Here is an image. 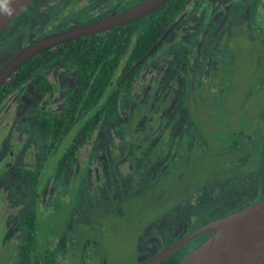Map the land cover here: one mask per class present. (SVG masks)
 <instances>
[{
  "label": "rangeland",
  "instance_id": "1",
  "mask_svg": "<svg viewBox=\"0 0 264 264\" xmlns=\"http://www.w3.org/2000/svg\"><path fill=\"white\" fill-rule=\"evenodd\" d=\"M245 2L250 6H245ZM206 4L208 2L200 0H196L194 4L191 2L185 15L195 9L190 16L193 18L194 13L197 16L193 21L184 20L180 29L185 32L195 27V31L188 34L179 44L170 39V44L163 45L144 65L145 72L137 78L138 87L133 89L140 96L141 102L151 94L152 89H155L153 95L157 98L161 97L163 91L174 89L175 98L172 101L167 93L163 96V99L171 101V104L180 98L176 108L173 106L174 110L168 105L164 107L162 100L160 106L164 107V110L155 118V122H158L155 126L156 134H163L162 137H165L169 144L173 143L170 141L172 139L178 140V146L180 142L183 145L191 139H197L200 144L202 137L206 135V131L199 129L198 122L194 119L188 121L195 122L194 126L185 124L188 105L184 92L188 73L193 77L197 74L193 81V85L198 84L196 118L198 121L208 122V134L216 131V128L223 130L222 128L230 126L239 127L240 124L236 126L239 122L252 124V133L254 130V133L264 132V23L260 24L256 30L257 36L253 38L249 21H238L242 17V10H246L250 15L258 13L264 22V0H238L235 3L232 0H211L212 10L208 18L203 14L209 5ZM62 8L61 0H39V4L35 2L26 13L29 20L24 22L21 19L20 23H24L6 31L0 40V65L5 64L23 46L29 44V32L25 30L27 25L33 28V25L35 27L47 15L53 17L57 14L54 21H48L39 28L36 37H42L58 31L63 21L74 17L71 12L61 15ZM84 16L91 17L88 13ZM261 38L263 40H259ZM191 53L193 58L188 57L192 56ZM41 71L50 72L49 78L55 84L53 93L49 90L37 92L31 86L25 85L23 90L11 94L0 107V264H15L12 258L16 257L15 251L26 235L23 232L25 227L20 226L18 233L11 236L13 223L19 225L34 207L39 229L45 232L44 243L48 240L52 244L53 226L62 233L52 244L55 256L51 264H88L90 260L91 264H97L99 250L91 237H113L116 230L119 233L114 238V245L110 247L111 256L120 251L127 255L132 254L133 234L115 219L116 213L109 200L113 188L102 184L111 174L116 180H121L123 185L120 187L125 188L126 184L129 186L131 173L129 177L126 172L139 167L140 160L136 156L137 146L132 136L126 133L127 122H136L137 112L141 116L139 122H151L156 114L153 103L149 104V107L146 106L147 110H142L136 102V110L129 115V104L126 102L122 111L109 120L106 126L102 125L103 127L97 130L76 158L74 181L52 180L40 191L36 200L28 183V175L31 172L37 173L44 167L45 178L40 181L42 184L46 183V175L52 171V162L47 156L48 142L38 132L36 122L25 117V112L35 101H39L41 107L49 108L53 114L64 111L65 95L73 81V70L65 62L51 63ZM176 77L179 84H175V87L178 88H173L171 84ZM206 95L212 99L213 107L205 106ZM171 122H175V125ZM229 138L231 139V136ZM155 141L148 144L149 149ZM258 152L261 155H257L259 159L256 158V161L264 165V145ZM238 154H245L243 158L247 159L252 153L243 149ZM165 156L166 152L161 151L155 157L158 162H163ZM79 170L81 171L76 173ZM263 193L264 166L235 178L230 177L226 181L207 185L202 189L196 203L174 209L167 239L158 242L149 251L155 249V253L161 250L199 227L241 208L242 204L255 202ZM126 202L129 207L130 200ZM104 222L108 226V234L104 235V231H100V234L93 233L97 227H103ZM74 234L81 238L90 236L83 249H80L82 243L77 241ZM154 253L146 255L150 257ZM104 262L106 264V258L102 255L99 264Z\"/></svg>",
  "mask_w": 264,
  "mask_h": 264
},
{
  "label": "trees",
  "instance_id": "2",
  "mask_svg": "<svg viewBox=\"0 0 264 264\" xmlns=\"http://www.w3.org/2000/svg\"><path fill=\"white\" fill-rule=\"evenodd\" d=\"M38 1L34 0L12 25L1 33L0 40L6 31L20 24V19L25 17L27 11ZM190 2L191 0H168L155 12L140 20L104 32L81 36L63 42L55 49L44 50L21 65L0 87L1 106L11 94L23 90L25 85L35 90L54 91L55 85L50 81L48 74L41 71L46 65L66 62L74 72L72 85L65 95L64 111L53 114L41 105L34 104L25 113L28 118L36 121L38 132L48 142L47 155L52 162V171L46 175L45 185L52 180L74 181L76 158L87 142L98 132L97 130L101 129L102 125L106 126L107 121L112 120L120 112L123 102L129 104V115L136 110V102L142 110H147L145 103L155 104L154 122L153 120L139 122L138 112V122H127L126 133L132 136L137 146L136 156L140 160L139 167L126 172L129 173V177L131 173L129 186L127 187L126 184L125 188L120 187L123 185L121 180L119 178L116 180L111 174L102 184L113 188L109 195L110 204L116 213L115 219L117 218L118 222L133 234V253L127 255L120 251L115 256H111L109 250L119 233L117 230L113 237L93 236L91 239L99 250L96 257L97 264L102 255L106 258V264H139L147 258L146 253H154L155 249L149 250L155 244L167 239L173 222L174 209L196 203L202 189L211 183L226 181L230 177L235 178L264 166L262 162L260 164L256 161V158L259 159L258 149L264 145V132L254 133L256 132L254 130L252 133L253 127L249 122L244 124L239 122L236 124V126L240 124L239 127L224 126L223 130L216 128V131L207 133L208 122H201L196 118L198 84L193 85L191 74H187L184 92L188 105V118L185 124L194 126L195 122H198L199 129L206 131L200 144L197 143V139L185 141L183 145L180 142V146L178 140L172 139L170 141L173 143L169 144L165 137H162L163 134H156L155 126L158 123L155 122L156 116L167 105L171 109L173 106L176 108L179 99L171 104L175 98V96L173 98L174 89L163 91L159 98L153 95L155 89H152L144 103L136 98L131 90L147 62L120 82L133 64L142 58L172 26H175ZM117 82L120 83L116 85ZM177 83L179 84V79L176 77L171 86L178 88L175 87ZM166 93L171 101L167 102L163 99ZM162 100H164L163 108L160 106ZM204 104L213 107L212 99L208 98V95L205 96ZM262 118L264 119V115ZM193 119L195 122H188ZM171 123L175 125V122ZM260 129L262 130L261 126ZM154 140L155 143L149 149L148 144ZM243 149L252 153L249 158L244 159L245 154H238ZM161 151H165L166 156L163 162H158L155 156ZM37 179L31 174L28 181L37 185ZM263 198L264 193L256 200ZM128 200L131 202L129 207L126 206ZM24 225L27 228L28 239L19 247L20 264H51L55 250L53 245L52 249L50 248L48 240L43 242L45 232L39 229L36 211L29 213ZM106 225L105 223L103 227H97L93 233L104 231V235L108 234ZM54 227H52V244L55 238L62 235ZM73 236L82 243L80 249L81 247L83 249L85 241L90 238V236L81 238L78 234ZM188 250L190 248H181L159 264H178ZM91 263L92 260L88 264Z\"/></svg>",
  "mask_w": 264,
  "mask_h": 264
},
{
  "label": "water",
  "instance_id": "3",
  "mask_svg": "<svg viewBox=\"0 0 264 264\" xmlns=\"http://www.w3.org/2000/svg\"><path fill=\"white\" fill-rule=\"evenodd\" d=\"M34 0H6L9 16L0 3V35L29 7ZM168 0H143L120 12L102 19L78 25L66 30L45 35L19 50L0 68V87L33 56L60 43L110 30L149 16ZM172 26L165 35L138 60L120 81L125 80L162 44L171 33ZM119 84V83H118ZM117 84V85H118ZM211 234L178 264H264V198L222 216L184 235L156 252L139 264H159L197 236Z\"/></svg>",
  "mask_w": 264,
  "mask_h": 264
},
{
  "label": "flooded vegetation",
  "instance_id": "4",
  "mask_svg": "<svg viewBox=\"0 0 264 264\" xmlns=\"http://www.w3.org/2000/svg\"><path fill=\"white\" fill-rule=\"evenodd\" d=\"M61 1H63V11H62V13H61V15H65L67 12H71L72 14H74V17H72V18H69V19H67V20H65V21H63V24H62V26H61V28L58 30V31H55V32H59V31H62V30H66V29H69V28H72V27H75V26H78V25H82V24H86V23H89V22H93V21H96V20H99V19H102V18H104V17H106V16H108V15H111V14H114V13H117V12H120V11H122V10H125V9H127V8H129V7H131V6H133V5H135V4H137L138 2H141V1H143V0H61ZM195 1L196 0H191V2L194 4L195 3ZM201 2L202 1H204V2H208V4H206V5H208V7L205 9V12L203 11V14L206 16V18H208V17H210L211 16V10H212V4H210V2H211V0H200ZM235 1H238V0H235ZM235 1L234 0H232V2L233 3H235ZM191 2H190V4H191ZM214 2V1H213ZM37 4H39V1L37 2ZM190 4H189V6H190ZM189 6L187 7V9L185 10V12L180 16V18H179V20H178V22H176V24H175V26H174V28H173V30L171 31V33L165 38L166 39V41H165V43L163 44V42H162V44L154 51V53H152L144 62H148L149 60H151V58L157 53V51L161 48V47H163V45H165V44H170L169 43V40L170 39H174L173 40V43H176L177 42V44H179L182 40H184L185 39V37L188 35V34H190V33H193V31H195V27L194 28H192L191 29V31H183V28H182V31L183 32H181V29H180V26L183 24V21L184 20H191V21H193V20H195V18H196V16H197V14L196 13H194V16H193V18L190 16L191 14H192V12L195 10V9H193L191 12H188V16L187 15H185L187 12V10L188 9H190L189 8ZM245 6H250L249 4H247L246 2H245ZM86 13H88V14H90L91 15V17H86L85 18V16H84V14H86ZM57 15V14H56ZM56 15L55 16H49L48 17V15L45 17V19H43V20H40V21H42V22H39L38 24H36L35 25V27H34V25H33V28L31 27V26H28L27 25V27H26V31H28L29 32V34H28V36H29V43H31V42H33V41H35V40H37V39H39V38H41V37H36V33L38 32V30H40L41 29V27L46 23V22H51V21H54L55 19H56ZM185 16H186V18H185ZM241 18H239L238 19V21H240V22H242V23H245V22H247V21H249V26H250V29H251V37H253V38H256V36H257V34H256V30L259 28V26H260V24H263L264 22H262L263 20H262V18L258 15V13L257 14H255V15H250V14H248V13H246V10H242V14H241ZM188 17V18H187ZM189 18H192V19H189ZM22 20H24V22H26V21H28L29 20V17L28 16H25V17H23V18H21ZM20 19V20H21ZM24 22H21L20 24H22V23H24ZM31 23L33 22V21H30ZM196 23H198V22H196ZM235 23H237V22H235ZM19 24V25H20ZM198 25V24H197ZM183 27V26H182ZM40 28V29H39ZM115 28V27H114ZM10 30V29H9ZM180 31V32H179ZM55 32H52V33H55ZM104 32V31H103ZM52 33H50V34H52ZM48 35V34H47ZM45 36V35H44ZM43 37V36H42ZM163 37V36H162ZM221 38H223V37H221ZM164 39V40H165ZM197 39H199L198 38V36H197ZM263 39H264V36H263ZM262 38L261 39H259V40H263ZM255 40H257V39H255ZM264 41V40H263ZM198 42V41H197ZM61 44V43H60ZM59 44V45H60ZM196 44V43H195ZM195 44L193 45L194 47H196L195 46ZM28 45V44H27ZM59 45H57V46H55V47H52V49H55V48H57ZM26 46V45H25ZM25 46H23L22 48H24ZM192 46V47H193ZM191 47V48H192ZM21 48V49H22ZM20 49V50H21ZM51 49V48H50ZM192 54V53H191ZM188 57H192L193 58V54H192V56L191 55H189ZM141 59V58H140ZM139 59V60H140ZM159 60H160V58H159ZM163 60H165V58L163 59ZM167 60L169 61L170 59L167 57ZM137 62V61H136ZM135 62V63H136ZM143 62V63H144ZM161 62V61H160ZM53 63H62V62H53ZM52 63V64H53ZM66 63V62H65ZM134 63V64H135ZM142 63V64H143ZM193 63H194V59H193ZM133 64V65H134ZM141 64V65H142ZM4 65V64H3ZM2 65V66H3ZM1 66V65H0ZM1 66V67H2ZM131 69V68H130ZM137 69V68H136ZM135 69V70H136ZM194 69H195V65H194ZM130 71V70H129ZM128 71V72H129ZM195 70H193V72H194ZM47 74H48V77H50V72H48V71H45ZM127 72V73H128ZM145 71L143 70V71H141V73L137 76V78H139L140 76H142L143 75V73H144ZM126 73V74H127ZM126 74L123 76V78L126 76ZM73 75H74V72H73ZM216 75H217V73H216ZM130 76V75H129ZM195 77V78H194ZM193 78H194V81H195V79L197 78V74H196V76H194ZM122 78V79H123ZM50 79V78H49ZM121 79V80H122ZM120 80V81H121ZM50 81H51V79H50ZM52 83H53V81H51ZM73 82V81H72ZM118 83H120V82H117L116 83V85L118 84ZM54 84V83H53ZM115 84V83H114ZM113 84V85H114ZM55 85V84H54ZM72 85V84H71ZM135 87H137L136 86V84H135V86L133 87V89L135 88ZM132 89V90H133ZM35 90V89H34ZM43 90H46V89H43ZM131 90V92L132 93H135V91L133 90L132 91ZM136 90V89H135ZM37 92H39V91H42V90H36ZM50 92H54V91H50ZM136 94V93H135ZM137 95V96H136ZM135 96H136V98H138V100L140 101V96L138 95V94H136ZM9 98V97H8ZM7 98V99H8ZM6 99V100H7ZM180 99V98H179ZM5 100V101H6ZM146 101V99L142 102V103H144ZM175 102V101H174ZM34 104H37V105H41V103L39 102V101H35V103ZM34 104H32V105H34ZM4 105V103L0 106V107H2ZM31 105V106H32ZM124 105H126V102H123V104L121 105V110H120V112L122 111V108L124 107ZM145 105L146 106H149V105H147L146 103H145ZM155 106V104H152V107H154ZM29 108V107H28ZM27 108V109H28ZM46 109H48V110H50L49 108H47L46 107ZM27 111V110H26ZM26 113V112H25ZM25 117L27 118V119H30V118H28L26 115H25ZM141 117V116H140ZM114 119V118H113ZM32 120V119H31ZM141 120V119H140ZM139 120V121H140ZM36 122V121H35ZM108 122V121H107ZM103 127V126H102ZM101 127V128H102ZM36 128H37V124H36ZM48 156V155H47ZM77 160V159H76ZM75 166V165H74ZM48 172V171H47ZM49 173H50V171H49ZM35 175L38 179H37V185H35V184H32V183H30L29 181H28V183L31 185V187H32V189H33V192H34V196H35V199L37 200L38 199V195H39V193H40V191H42L43 190V188L46 186L45 185V182L42 184L41 183V181H40V179L41 178H45L44 176H45V169H44V167L42 168V170L41 171H39L38 170V172L36 173V172H31L29 175H28V178L30 177V175ZM43 175V176H42ZM27 178V179H28ZM257 201H259V200H256L255 202H257ZM255 202H252V203H255ZM248 204H250V202H248V203H244V204H242V206H240V207H245V206H247ZM33 211H36L35 210V207H34V209H32L31 211H29L28 212V214L25 216V218L29 215V213H31V212H33ZM25 218H24V220H21L20 221V224L19 225H15L14 223H13V229H12V233H11V236H13L14 234H17L18 233V231H19V228H20V226L22 227H25V229L23 230V232L25 233V235H26V238H24V240L20 243V246L21 245H23L26 241H27V239H28V232H27V228H26V226L24 225V221H25ZM211 234V232H209V233H204V234H201V235H199V236H197L194 240H192L190 243H188L187 245H185V246H183L182 248H190V250H188V252H187V254L190 252V251H192L197 245H199L201 242H203L209 235ZM176 241V240H175ZM49 242V241H48ZM173 243V242H172ZM49 244H50V242H49ZM19 246V247H20ZM168 246V245H167ZM192 247V248H191ZM50 248L52 249V244H50ZM163 249V248H162ZM180 250V249H179ZM160 251V250H159ZM158 252V251H157ZM177 252V251H176ZM156 253V252H155ZM154 253V254H155ZM15 254H16V257H13L12 258V262H15V264H20V260H21V258H20V250H19V248L17 247V249H16V251H15ZM152 256V255H151ZM147 258H149V257H147ZM147 258H145V259H147ZM144 259V260H145ZM143 261V260H142ZM141 261V262H142Z\"/></svg>",
  "mask_w": 264,
  "mask_h": 264
},
{
  "label": "clouds",
  "instance_id": "5",
  "mask_svg": "<svg viewBox=\"0 0 264 264\" xmlns=\"http://www.w3.org/2000/svg\"><path fill=\"white\" fill-rule=\"evenodd\" d=\"M0 3L3 4L5 11L8 13L9 16L12 15V11L10 9H8L7 4H6V0H0Z\"/></svg>",
  "mask_w": 264,
  "mask_h": 264
}]
</instances>
